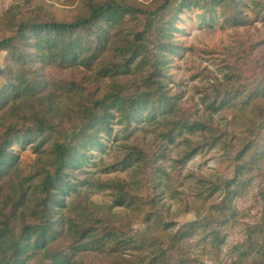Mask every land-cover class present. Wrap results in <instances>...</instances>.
<instances>
[{
	"label": "trees",
	"instance_id": "trees-1",
	"mask_svg": "<svg viewBox=\"0 0 264 264\" xmlns=\"http://www.w3.org/2000/svg\"><path fill=\"white\" fill-rule=\"evenodd\" d=\"M29 1L11 6L4 14L7 30L0 39V78L5 80L0 88V264H103L89 253L78 252L87 248L91 238L100 235L102 243L116 239L119 231L126 236L116 239L120 245L140 246L149 241L157 245L140 261L119 256L120 264H206L183 242L202 228L208 229L212 243L220 244L223 237L218 224L236 219L232 202L248 184L244 175L264 157L262 104L255 103L260 121H250L247 135L232 157L233 175L208 186L207 197L219 192L223 200L213 205L214 212L203 216L198 212L197 219L175 230L173 221L165 219L167 207L162 208L157 195L133 192L122 179L102 180L86 165L94 155L92 150L103 144V133L111 134L114 119L130 128L133 121L181 110L180 96L170 94L165 81L167 66L181 47L173 39L181 10L199 7L211 11L218 5L227 20L245 23L243 0H81L78 11L61 14L44 4L31 12ZM256 1L257 14L264 21V0ZM81 67L89 78H78ZM69 69L75 73L68 74ZM107 76L112 79L111 87L99 96L97 80ZM240 76L229 64L225 82L232 83H220L205 93L206 109L216 111L237 101L249 104L264 94V78L242 82ZM63 104L70 110L65 111ZM173 122L174 127L164 133L168 142L174 140L177 127L179 132L184 127L209 128L204 121L187 118ZM210 131L209 139L198 142L186 156L222 140L234 144V136ZM31 141L39 153L38 161L23 169L14 145ZM164 152L148 154L133 145L119 164H150L149 178L154 179L164 172L157 164ZM91 186L114 188V201L119 205H138L147 229L139 234L126 225H106L99 233L95 222L75 226L66 212L67 197L72 192L81 196L82 189ZM262 217L248 230L249 245L243 256L255 250L258 238L264 239ZM95 221H100L99 216ZM156 229L167 231L166 246L154 236ZM263 248L255 264H264Z\"/></svg>",
	"mask_w": 264,
	"mask_h": 264
},
{
	"label": "rangeland",
	"instance_id": "rangeland-1",
	"mask_svg": "<svg viewBox=\"0 0 264 264\" xmlns=\"http://www.w3.org/2000/svg\"><path fill=\"white\" fill-rule=\"evenodd\" d=\"M143 1L151 3L153 0ZM242 2L241 8L246 15L245 23L227 20L223 8L218 5L211 11H204L199 7L181 10L173 35V39L181 47L173 54L165 78L169 93L180 96L181 110L178 114L160 113L156 119L133 121L130 128H125L114 119L111 134L103 133V144L92 150L94 155L87 161L86 169L95 177L102 180L122 179L129 183L133 192L151 197L157 195L162 208L167 207L165 219L173 221V230L185 222L197 219L198 212L201 216L209 211L214 212L212 207L223 200V194L216 192L207 197L210 182L222 183L233 175L232 157L241 147L240 142L247 135L250 121H260L255 103L264 107L263 93L249 104L237 101L234 105H225L216 111L206 109L203 101L205 93L220 83L224 84L229 64L240 73L242 82L249 78L248 80L256 83L264 78V21L257 14L256 0ZM24 4L25 0H0V39L7 30L4 14L11 6ZM39 4H44L48 9L61 14L78 11L81 0H30L28 8L31 11V8L36 9ZM69 14L70 12L67 13ZM0 62H3V57ZM83 68L77 72L79 79L84 75L89 78L87 70ZM67 73L75 72L69 69ZM90 78L94 80V75ZM4 81L0 78V88ZM111 82L109 76L97 80L99 96L110 89ZM231 83L225 82L226 85ZM64 102L67 103V100ZM63 107L65 111L70 110L67 104H63ZM262 116L264 117V112ZM177 118L204 121L209 128L199 127L191 130L184 127L179 132L181 128L177 127L174 140L168 142L164 133L174 127L173 120ZM130 129L133 131L129 132ZM210 129L224 133L225 137L234 136V144L227 145V142L222 140L215 146L207 144L192 156H186V152L198 142L209 139ZM33 142L14 145L18 165L23 169H30L38 161L39 153L35 150ZM133 145L144 149L148 154L165 151L164 156L157 162L164 171L159 177L149 178L152 172L150 164L145 166L143 162H135L128 167L119 164ZM244 177L248 179V184L232 202L236 219H231L223 225L218 224L223 241L220 244L212 243L208 229L198 228L183 242V246L191 254L206 264H255L256 259L262 255L263 238L257 239L256 248L252 253L248 252L247 256H243V253L249 245L248 230L253 224L262 221L264 215V157ZM152 188L156 191H152ZM160 191L161 196L158 194ZM115 195L114 188L97 186L83 188L81 196L72 192L67 197V215L72 217L75 226L83 221L85 225L95 222L99 233L106 225H126L139 234L146 230L148 225L143 221L144 214L140 207L136 204L119 205L114 201ZM145 207L148 209V206ZM224 214L221 213L220 216ZM97 216L99 222L95 221ZM123 232L119 231L116 239L125 238ZM154 236L167 245V231L156 229ZM99 237L91 238L87 248L80 250L78 254L89 253L95 261L103 264H120L119 256L140 261L150 256L157 247L151 241L140 246L134 243L120 245L112 238L99 243Z\"/></svg>",
	"mask_w": 264,
	"mask_h": 264
}]
</instances>
